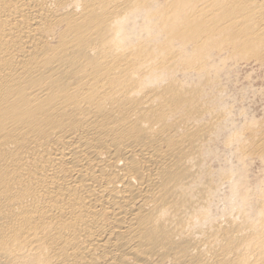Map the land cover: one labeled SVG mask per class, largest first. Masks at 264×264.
Instances as JSON below:
<instances>
[{
	"label": "bare ground",
	"instance_id": "bare-ground-1",
	"mask_svg": "<svg viewBox=\"0 0 264 264\" xmlns=\"http://www.w3.org/2000/svg\"><path fill=\"white\" fill-rule=\"evenodd\" d=\"M222 53L264 0H0V264H264V198L218 223L202 177Z\"/></svg>",
	"mask_w": 264,
	"mask_h": 264
},
{
	"label": "rangeland",
	"instance_id": "rangeland-1",
	"mask_svg": "<svg viewBox=\"0 0 264 264\" xmlns=\"http://www.w3.org/2000/svg\"><path fill=\"white\" fill-rule=\"evenodd\" d=\"M223 53L225 54V52H223ZM223 53H222V55H224ZM227 53H226V55H224V56H226L225 60H224V56L221 57V58H223V60L221 59L222 61L221 60L219 61V58L217 55H216L217 58H216V56L213 57L215 59V60L213 59L215 61V63L213 61V66L214 67L216 66V67L215 68L211 67V69L208 73V75H210V76L208 77V75H207L208 78L211 77L210 80L208 81V83L201 84V82H200L201 79L195 73H179L177 75V77L179 79L183 80L182 81L183 83L189 82L192 84L193 83L196 84V81L198 79L199 83L201 85H203V87H204V88L202 87L204 98H206L205 95H207V93L209 92L208 96L206 98L209 107L216 104V106L211 107V109L213 108L212 110L214 111L213 114L218 112L219 115L220 114L222 115V117H221L218 114H215V117H214L212 114L214 119H217L218 116H219V118L220 117L221 118L220 119L218 118L217 120H215L217 123L216 128L210 134V136H213V138H210L213 141L208 139L207 143L209 145L206 144V147H204L203 152H202V163H203L202 166L206 167V168H203L202 177L208 178V175H209V176H211V179L208 178V180L211 182L213 181L212 184H214V185L216 184V187L214 186L215 191H214V194H213L212 199H211L210 214L212 215L214 220H216V222H218V223H220L221 220H222L221 222H223L224 219H225L224 221H226L228 218H230L229 215L234 214L231 212H233L234 209H236V208H239L240 212H241V210H243L242 213H244V215L248 216L247 217L248 220H250V218L251 219L253 218L252 221H254L258 217L257 213H258V208H259L258 206H256L257 204H255V203H258V205L260 206L261 203L259 204L258 200H260V199L263 200V198H264V196L262 195L263 193L260 192V191H264L263 190L264 184L262 183V182H264L263 181L264 180V165H263L264 164V162H263L264 156H263V158L261 157L264 154V150H263L264 133L261 134V132H264L263 131L264 130V60H263L264 56L257 58L255 56L251 57L249 54L248 55L246 54L247 56H245L246 57V59H245L243 57L244 55L241 56L242 54L239 53L241 57L239 56L240 57L239 58L236 55L238 57V60H237L236 56H235L236 58H234L232 55L229 54L230 56L228 57ZM247 57H249L250 60ZM227 58H229V59H227ZM231 58H233V59H231ZM241 58H244V59H241ZM257 59H258V62H257ZM223 61H225V62H223ZM216 63H217V65H214ZM218 64H220L219 65L220 69L218 67ZM221 65H223V66H221ZM221 67H223V68L221 69ZM213 70H216V72H217L216 75H218L220 77L219 79H218V76L215 75V72ZM218 70H219V72H218ZM211 71L213 72V74L215 76L212 74ZM192 75H193V77H192ZM194 75H196V76H194ZM213 77H214V79L217 77L215 79L216 81L214 79L211 80ZM189 79H191L192 81ZM218 80L220 82H218ZM211 81H212V85L210 83ZM217 82H218V84H217ZM199 83H198V85H200ZM219 83H220V85H219ZM218 86H220L219 89H222V91L216 89V88H218ZM213 87H216V88L214 89ZM222 87H224V88H222ZM208 90H210V91H208ZM219 92H221L220 95H219ZM209 95H214V96H210V97H213V99L216 97L214 99L215 101L212 98H210ZM223 95H224V97H221ZM208 97H209V99H208ZM218 97L220 98V100L218 99ZM215 102H217L218 104ZM224 104H225V106H224ZM224 107H225V109H226V107H228L227 110L229 112L227 110H225ZM220 109L221 110L224 109L222 111L223 113L221 111H219ZM223 117H226V119L225 118L223 119ZM206 119H207V117H206ZM206 119L204 118L203 120H206ZM223 122H224V124H223ZM219 123H221V124H219ZM258 125H260V126H258ZM258 127H260V128L258 129ZM253 130L256 133H254ZM259 130H261V132ZM251 132L254 133L253 134L254 137L251 135L252 134ZM236 133H237V137L235 136ZM255 134H258V135L256 136ZM239 136L243 139V141ZM249 136H251V137H249ZM245 139H248L247 140L248 144L246 143V141L244 142ZM251 139H254L255 142H256V140H257V142H260V143L256 142L257 145L258 144L261 145V143H262V145H263V146H261L262 148L259 145H258V147H256L255 142L254 143L250 142V141H253ZM258 139H259V141H258ZM249 142L251 145L249 144ZM239 144H241V146ZM236 145H239L240 147H238ZM242 145H244V146L249 145V146H247L245 148ZM251 146H252V148H251ZM253 146L255 148H253ZM237 147H238V149H237ZM242 147H244L243 148L244 150L241 149ZM206 148H208L207 150H209L208 151L209 153L207 152V150H205ZM247 148H248V150H247ZM256 148H258L259 151ZM250 149H252V150H250ZM254 149H255L256 153L258 152L257 154L253 153ZM260 149H261V152H260ZM258 155L261 158L258 157ZM205 156H206V158H204ZM207 163H209V164H207ZM242 164H244V166H242ZM229 168H231V169H229ZM228 170L234 172V173L233 172L231 173L232 176L230 174V171H228ZM235 170H237V171H235ZM220 172L221 173L223 172L221 174L222 175L221 177H220ZM236 173H238L241 176H237L238 174H236ZM226 174H228V175H226ZM223 175L224 176L226 175V177H223ZM242 175H243V178H242ZM212 176H214V177H212ZM232 177L234 180L236 179V181H234L232 179ZM217 178H218V180H217ZM222 178H226V179L223 180ZM229 178L232 180L231 182L234 181L235 184H236V182L238 183L237 187L238 186L239 187L238 188L236 187L237 190L232 188V186H231L232 183L231 182H230L231 184L229 183V181H230ZM221 180H223V181H221ZM238 180H240V181H238ZM218 181H220L221 186L219 184H217ZM227 183H229V184H227ZM242 185H243L244 189L242 188ZM250 185H251V187H249ZM260 185H261V188H263L262 190L260 188ZM229 186L231 189L235 190L236 193L230 192V194H231L230 195L228 191H232V190L227 188ZM245 187L248 188V192H245V191H247V190H245L246 189ZM258 188H260V189H258ZM237 192L238 193L241 192L240 193L241 196H240V194H237ZM251 192H252V194H251ZM254 192H256V193H254ZM258 193H260V194L258 195ZM242 195L244 197H242ZM251 195H253V196H251ZM254 195H257L258 197L254 196ZM228 196L233 197V198L235 197V199H233L234 202L232 201V198H230ZM222 197H224V198H222ZM245 197H246V199L248 198L249 200L248 199L246 200ZM240 198L241 199L243 198L245 200L241 201ZM250 199H252V201ZM241 202L244 204V207H243V204ZM227 203L228 204L233 203L232 204L233 208L231 207L230 204L228 205ZM242 207L244 209H242ZM254 207H257L256 208L257 210ZM231 208H232V210H231ZM230 210H231V212H230ZM236 210L234 211V212H236L235 215H237L239 212L238 209H236ZM247 210L249 213L248 212L246 213Z\"/></svg>",
	"mask_w": 264,
	"mask_h": 264
}]
</instances>
